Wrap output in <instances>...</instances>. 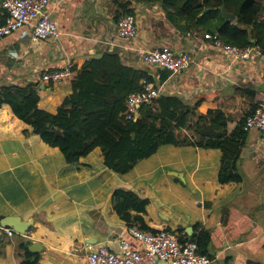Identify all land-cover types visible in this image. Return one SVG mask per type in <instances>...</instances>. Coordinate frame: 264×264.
Returning <instances> with one entry per match:
<instances>
[{"label": "crops", "instance_id": "crops-1", "mask_svg": "<svg viewBox=\"0 0 264 264\" xmlns=\"http://www.w3.org/2000/svg\"><path fill=\"white\" fill-rule=\"evenodd\" d=\"M47 7L57 20L60 37L34 41L32 27L27 25L0 39V86L39 83V106L56 113L63 97L72 93V85L47 83L43 72L69 64L80 68L89 59L116 52L125 65L143 73L141 83L149 77L161 95L179 96L190 105L199 99L202 103L190 114L189 127L176 132V146H161L122 175L106 166L100 147L76 164L67 163L59 148L45 143L9 105H3L0 221L6 216L33 221L27 237L41 244L40 251L33 252L41 253V264H89L88 253L108 246L109 241L126 240L133 248L142 247L130 232L134 228L113 208L114 191L123 185L149 199L143 219L151 228L168 229L182 239L201 230L210 232L209 264H264V142L260 132L246 133L238 183L219 182L220 149L193 144L199 140L193 130L200 127V121L206 122L208 110L224 111L230 133L255 104L264 103L263 56L252 61L231 59L214 49L202 32L177 29L162 3L50 0ZM123 7L131 8L136 17L134 41L118 35L122 17L118 13ZM5 16L0 6V24ZM161 45L191 53L192 67L172 73L137 56L139 47ZM0 264H19L12 244L6 246Z\"/></svg>", "mask_w": 264, "mask_h": 264}, {"label": "trees", "instance_id": "trees-1", "mask_svg": "<svg viewBox=\"0 0 264 264\" xmlns=\"http://www.w3.org/2000/svg\"><path fill=\"white\" fill-rule=\"evenodd\" d=\"M136 1L162 3L168 19L183 33L202 32L204 36L210 33L239 47L258 45L264 58V0H225L228 11L237 16L233 23H225L220 11L223 0ZM118 14L120 18L133 11L123 7ZM72 72V93L63 97L56 113L39 106V83L0 86V108L9 105L15 116L32 126V133L51 147L59 148L69 164L80 162L82 157L100 147L106 166L121 175L127 174L161 146H176L179 141L176 132L189 127L190 114L202 103L199 99L190 105L179 96L163 94L154 107L143 105L138 118L127 119L128 96L142 88L143 73L125 65L116 52H107L100 59H89L80 68L72 65ZM257 107L259 105L255 104L240 120L239 127L230 133L227 130L229 119L222 109L208 110L204 115L206 122L200 121V127L193 130L199 138L194 145L222 151L221 184L242 181L238 163L248 132L244 130L245 117ZM112 201L114 210L131 228L159 231L143 219L149 199H142L120 185ZM180 239L197 242L200 252L206 255L211 234L201 230ZM33 242L19 233L13 237L5 234L0 240V257L6 256V246L12 244L19 264H41V253L29 249Z\"/></svg>", "mask_w": 264, "mask_h": 264}, {"label": "built area", "instance_id": "built-area-1", "mask_svg": "<svg viewBox=\"0 0 264 264\" xmlns=\"http://www.w3.org/2000/svg\"><path fill=\"white\" fill-rule=\"evenodd\" d=\"M50 0H0V6L5 11V21L0 24V39L11 35L24 26L32 27L34 41L48 38H59L61 32L57 20L48 10ZM118 35L125 41H134L137 35L136 17L127 14L121 17L118 25ZM212 47L221 51L235 61H252L261 56L258 45L239 47L223 41L217 35L205 34ZM137 56L145 63L170 70L172 73L188 71L193 63V55L189 52L174 51L168 45L153 48L139 47ZM72 65L42 74V80L55 85L71 82ZM161 96L159 88L144 81L139 91L128 96L125 117L136 119V114L143 105L154 107ZM257 129L264 142V103L245 117L244 130ZM5 233L13 237L16 231L5 228ZM131 234L142 245L140 249L133 248L126 240L121 241L122 253H116L107 245H100L88 253L89 264H157L158 260L166 264H209V256L202 254L197 242L181 240L180 236L166 229L157 233L131 229ZM27 236V235H25Z\"/></svg>", "mask_w": 264, "mask_h": 264}, {"label": "water", "instance_id": "water-1", "mask_svg": "<svg viewBox=\"0 0 264 264\" xmlns=\"http://www.w3.org/2000/svg\"><path fill=\"white\" fill-rule=\"evenodd\" d=\"M220 11L225 20V23H233L237 20L236 14L228 11L225 0H223V4L220 7ZM137 113L138 114H136L137 116L136 118H138L139 116V111ZM32 224H33V221H23L21 218L16 217V216H6L0 221V225L2 227L13 228L16 232L22 235L27 234ZM187 229L190 231L189 233H191L190 227ZM1 238H2V231L0 229V240ZM120 245H121V241H118V242L109 241L108 242V247L110 248V250H112L113 252L119 253V254L122 253ZM40 248H41V244L39 242H34L29 247L30 251L32 252H39ZM157 264H166V263L158 260Z\"/></svg>", "mask_w": 264, "mask_h": 264}, {"label": "rangeland", "instance_id": "rangeland-1", "mask_svg": "<svg viewBox=\"0 0 264 264\" xmlns=\"http://www.w3.org/2000/svg\"><path fill=\"white\" fill-rule=\"evenodd\" d=\"M189 133H191V132L189 131ZM5 228H10V227H2V226L0 225V229H1V231H2V237L6 234L5 231H4ZM6 235H7V234H6Z\"/></svg>", "mask_w": 264, "mask_h": 264}, {"label": "clouds", "instance_id": "clouds-1", "mask_svg": "<svg viewBox=\"0 0 264 264\" xmlns=\"http://www.w3.org/2000/svg\"><path fill=\"white\" fill-rule=\"evenodd\" d=\"M140 110V109H139ZM18 233V232H17ZM25 235H28V234H25Z\"/></svg>", "mask_w": 264, "mask_h": 264}]
</instances>
